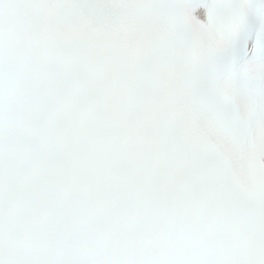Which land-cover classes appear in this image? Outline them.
I'll list each match as a JSON object with an SVG mask.
<instances>
[{"label": "snow or ice", "instance_id": "obj_1", "mask_svg": "<svg viewBox=\"0 0 264 264\" xmlns=\"http://www.w3.org/2000/svg\"><path fill=\"white\" fill-rule=\"evenodd\" d=\"M0 264H264V0H0Z\"/></svg>", "mask_w": 264, "mask_h": 264}]
</instances>
